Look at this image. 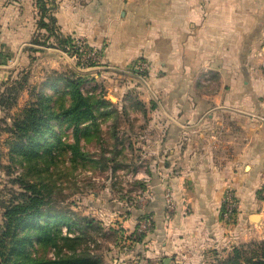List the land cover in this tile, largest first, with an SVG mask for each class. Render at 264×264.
I'll return each instance as SVG.
<instances>
[{"label":"rangeland","instance_id":"374dc122","mask_svg":"<svg viewBox=\"0 0 264 264\" xmlns=\"http://www.w3.org/2000/svg\"><path fill=\"white\" fill-rule=\"evenodd\" d=\"M37 1L0 0V96L5 84L25 78L16 105L10 109L0 106V230L5 212L2 203L8 205L19 193L31 195L29 185L34 184L45 201L46 212L35 224L29 221L21 228L28 226L33 236L34 243L27 245V252L40 248L47 258H54L60 252L78 256L90 253L100 264H213L227 258L232 253L226 257L212 253L188 262L185 253L180 252L185 245L164 248L167 241L152 239L156 217L151 206L157 187L164 202L165 224L178 210L163 162L148 145L152 135L141 130L149 125L148 120L158 106L152 101L150 81L153 77L165 79L167 72L156 71L154 61L145 55H136L125 64L112 62L106 43L97 45L89 35L74 30L80 23L58 21L63 3L72 9L73 3L79 7L89 0H45L57 18L55 34L41 26ZM45 21L48 22V17ZM262 67L264 72V63ZM56 73L82 77L81 90L85 95H103L114 106L98 119L99 127L79 133L80 153L85 156L69 157L75 138L67 129L53 152L56 159L52 162L48 152L39 147L41 156L35 160L38 164L30 167L16 158L19 152L10 155V145L15 142L10 129L13 117L36 99L42 84L49 77L55 79ZM60 83L53 88L47 85L43 92H63L66 85ZM141 96L148 97L149 102H143ZM256 171L259 175L264 166L256 167ZM256 184L258 203L249 204L247 213L259 215L253 223L260 225L264 214V179ZM167 194L173 198V210L168 205ZM230 202L236 206L225 215ZM240 202L232 191H226L220 211L225 223L237 222ZM254 233L255 230L248 238L239 240L242 242L236 247L264 240L263 233L252 236ZM38 241H44L43 247ZM47 241H59L58 248L52 242L44 246Z\"/></svg>","mask_w":264,"mask_h":264},{"label":"crops","instance_id":"0c3cea01","mask_svg":"<svg viewBox=\"0 0 264 264\" xmlns=\"http://www.w3.org/2000/svg\"><path fill=\"white\" fill-rule=\"evenodd\" d=\"M58 21L80 23L74 30L106 43L112 62L145 55L167 72L150 81L158 106L140 129L152 135L178 210L165 224L157 187L152 239L185 245L180 252L195 262L264 234V214L255 225L247 213L264 179L256 171L264 166V0H89L63 3ZM228 190L241 201L230 225L220 215Z\"/></svg>","mask_w":264,"mask_h":264},{"label":"trees","instance_id":"16d2710c","mask_svg":"<svg viewBox=\"0 0 264 264\" xmlns=\"http://www.w3.org/2000/svg\"><path fill=\"white\" fill-rule=\"evenodd\" d=\"M45 0H38L37 7L42 14L41 26L55 34L57 18L47 7ZM48 17V22L45 19ZM59 38H62L59 36ZM74 76V77H73ZM63 82L66 89L61 93L49 94L43 92L47 85L59 87ZM25 78L13 80L4 86L0 96V106L10 109L16 105L20 92L24 89ZM82 77L62 75L56 73L55 79L49 77L36 95L18 114L13 117L11 133L15 142L10 145V155L19 152L16 158L20 163L36 167L40 155L39 147L48 152L52 162L57 155L53 152L61 142L62 133L67 129L72 131L74 144L72 154L80 153L79 133L88 131L91 127H99L98 119L105 116L114 104L102 96L85 95L81 86ZM54 155V156H53ZM82 156H85L82 152ZM13 159V157H12ZM46 163V162H45ZM49 165L47 170H49ZM31 195L19 193L12 198L8 205L2 203L4 208L3 226L0 230V264H100L90 253L64 255L61 252L54 258H47L38 250L27 252V245L33 244V236L26 225L29 221L35 224L36 220L45 214V201L34 184L29 185ZM23 232L20 236L19 233ZM43 247L44 241H38ZM58 248L59 241H47L49 245ZM213 264H264V240L249 246L235 247L227 258L218 260Z\"/></svg>","mask_w":264,"mask_h":264},{"label":"built area","instance_id":"2783aa9c","mask_svg":"<svg viewBox=\"0 0 264 264\" xmlns=\"http://www.w3.org/2000/svg\"><path fill=\"white\" fill-rule=\"evenodd\" d=\"M167 202H168L170 209L173 210L175 205H174L173 198L171 197V194H167ZM235 206H236V204L233 202L228 203L226 206V214L225 215H229L230 213H232V211H234Z\"/></svg>","mask_w":264,"mask_h":264},{"label":"water","instance_id":"95a60500","mask_svg":"<svg viewBox=\"0 0 264 264\" xmlns=\"http://www.w3.org/2000/svg\"><path fill=\"white\" fill-rule=\"evenodd\" d=\"M253 219H258L259 215H253Z\"/></svg>","mask_w":264,"mask_h":264}]
</instances>
